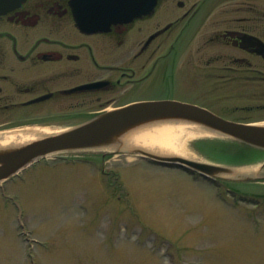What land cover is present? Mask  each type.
I'll use <instances>...</instances> for the list:
<instances>
[{
    "label": "flooded vegetation",
    "instance_id": "1",
    "mask_svg": "<svg viewBox=\"0 0 264 264\" xmlns=\"http://www.w3.org/2000/svg\"><path fill=\"white\" fill-rule=\"evenodd\" d=\"M146 100L264 121V0H24L0 13V140Z\"/></svg>",
    "mask_w": 264,
    "mask_h": 264
},
{
    "label": "rangeland",
    "instance_id": "2",
    "mask_svg": "<svg viewBox=\"0 0 264 264\" xmlns=\"http://www.w3.org/2000/svg\"><path fill=\"white\" fill-rule=\"evenodd\" d=\"M177 95L200 103L182 86ZM223 139L202 133L176 143L229 167L249 155ZM135 148L146 150L52 154L1 183L0 264H264V184L230 174L195 179ZM234 169L264 178L258 161Z\"/></svg>",
    "mask_w": 264,
    "mask_h": 264
},
{
    "label": "water",
    "instance_id": "3",
    "mask_svg": "<svg viewBox=\"0 0 264 264\" xmlns=\"http://www.w3.org/2000/svg\"><path fill=\"white\" fill-rule=\"evenodd\" d=\"M23 0H0V12L18 6ZM6 8V9H5ZM156 123H183L203 133L216 134L264 150V124H243L224 120L194 105L172 101H144L113 109L59 133L22 144L0 146V182L7 180L38 158L55 152L88 149H118L129 133ZM131 153L159 162L184 165L208 177L232 174V167L155 154L141 148ZM264 165V162L262 166ZM238 177L237 180H249Z\"/></svg>",
    "mask_w": 264,
    "mask_h": 264
},
{
    "label": "bare ground",
    "instance_id": "4",
    "mask_svg": "<svg viewBox=\"0 0 264 264\" xmlns=\"http://www.w3.org/2000/svg\"><path fill=\"white\" fill-rule=\"evenodd\" d=\"M58 130L52 129H33L23 135H7L0 140V146L9 144H22L28 141H33L42 136L58 133ZM203 132L197 128L187 126L183 123H156L151 124L136 131L129 133L123 140V143L118 149L127 151L133 146L144 147L152 153L161 155H176L187 159L198 160L190 154H187L180 145L176 143V139L187 135H201ZM114 149V148H111ZM234 177H244L254 174L253 169L241 170L234 169L231 172Z\"/></svg>",
    "mask_w": 264,
    "mask_h": 264
},
{
    "label": "trees",
    "instance_id": "5",
    "mask_svg": "<svg viewBox=\"0 0 264 264\" xmlns=\"http://www.w3.org/2000/svg\"><path fill=\"white\" fill-rule=\"evenodd\" d=\"M216 142V145L215 144H213V146L214 147H216V146H218L217 148H222V144H223V142L222 141H215ZM205 143H207V144H209V145H212V141H209V142H207V141H205ZM205 143H202V144H205ZM225 143V142H224ZM233 146H234V148L235 149H240V150H238V152H239V154L241 155L242 154V150L241 149H243V148H241L240 146L238 147V146H236V145H234L233 144ZM200 150L202 149V148H199ZM250 153H254V154H256L255 153V151H249ZM246 154H248V152H246ZM252 154H249V155H246V156H239V158H237L236 159V162L237 163H242V162H248V161H251L252 159L251 158H249V156H251ZM255 158V157H254Z\"/></svg>",
    "mask_w": 264,
    "mask_h": 264
}]
</instances>
